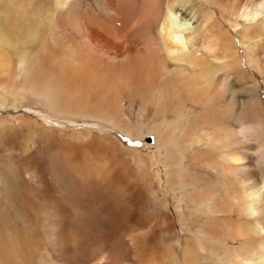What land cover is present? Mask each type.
<instances>
[{"label": "bare ground", "instance_id": "obj_1", "mask_svg": "<svg viewBox=\"0 0 264 264\" xmlns=\"http://www.w3.org/2000/svg\"><path fill=\"white\" fill-rule=\"evenodd\" d=\"M94 2L0 0V152L9 153L28 146L19 135L25 130L33 133L32 126L21 124L16 128L11 125L21 113L20 108L36 113L43 123L53 127L70 117L75 123H101L126 131L128 122L119 115L120 103H116L120 102L118 90L127 89L135 99L147 98L150 105L162 106L158 110L161 118L170 115L176 122L184 116L182 108L176 111L178 105L189 107L191 102L204 103L207 107L200 108L197 114L202 137L197 139V145L187 144L192 150L200 149V153L193 155L194 165L207 172L190 174L188 194L177 193L179 208L187 214L185 221L182 218L183 231L187 230L191 238L182 239L179 252L165 242L136 264H264V131L258 130L264 123L254 108L261 102L259 98L249 102L237 99L233 93L235 87L227 77H220L227 70L239 71L237 53L232 51L231 43H226L228 32L214 21L211 13L190 2L187 3L188 13L181 11L178 0H168L165 10L160 0L144 5H137L133 0ZM251 3V6L231 12L228 20L233 17L236 28L240 29L243 23H259L264 34V0H251ZM209 4L220 13L228 12L219 2L211 0ZM66 23L79 36V43L71 39H68L71 43H66ZM201 33L212 35L200 40ZM256 47V43L245 45L244 55L249 65L261 70L259 63L256 64ZM240 78L251 84L247 90L254 94L257 86L253 78L243 72L237 77ZM225 97L230 108L224 111L238 124L237 143L219 133V126L209 130L216 117L224 115L218 107ZM206 119L210 122L208 126H205ZM38 140L33 139V145H41V139ZM235 146L241 152H237ZM103 147L98 150L101 152ZM41 150L55 166L60 184L69 183L65 176L69 175L68 171L75 174L72 171L77 164L81 165H77L81 171L89 169L82 163V148L69 142L62 150L66 158L60 156L62 152L49 147ZM89 157L88 162L98 165L99 158ZM26 159L18 177L7 174L8 169H0V180L9 190L6 194L10 197H50L48 179L39 184L36 194L28 190L35 175L39 174L42 181L40 169L43 167L31 157ZM182 159L179 153L175 164L182 163ZM174 184L176 179L169 184L170 190ZM34 205L33 201L28 210ZM28 212L24 217L28 226L22 230L11 222L19 234L13 236L9 232V240L0 216V264H73L66 258V233L58 244L62 247L52 255L53 262L45 259L41 243L43 228H37L35 217ZM62 221L59 216L56 224L64 227ZM73 242L74 239L72 245ZM132 249L137 251L136 247L128 246V250Z\"/></svg>", "mask_w": 264, "mask_h": 264}, {"label": "rangeland", "instance_id": "obj_2", "mask_svg": "<svg viewBox=\"0 0 264 264\" xmlns=\"http://www.w3.org/2000/svg\"><path fill=\"white\" fill-rule=\"evenodd\" d=\"M88 1L95 3L94 0ZM133 1L137 5L154 2V0ZM160 1H163V9L165 10L168 0ZM178 1H180L178 2L179 8L184 13L189 12L188 2L194 3L195 6L200 5L203 11L211 13L214 21H218L223 30L228 32V37H225V39H228L226 43H231L232 51L237 53L236 59L239 62V71L237 69L227 70L221 73L220 77H227L228 82L235 87L233 93L237 99H245L249 102V100L253 101L254 98H259L260 106L256 104L253 107L258 111V116L264 123V43H262V40L264 42V34L259 29V23H243L242 29H240V27L236 28L233 17L228 20L231 12L241 10L245 5L251 6V0H214L216 3H221L228 10L224 14L209 4L211 0ZM195 24L197 25L199 22ZM232 24L233 26H231ZM65 27L67 28L64 34L67 38L66 43H71L68 39L74 41L75 44L79 43V36L71 25L66 23ZM211 35V33H207V35L201 33L198 38L202 40L203 37ZM253 43L257 44L254 53L256 64L259 63L261 70L249 65L244 55V46ZM241 72L248 74L256 82L257 89L254 94L253 92L249 93L247 90L251 85L250 83L242 81L241 78L237 79ZM18 90L20 91L19 88ZM123 91L118 90L117 98L120 102L117 101L116 103H120L119 115L123 117L126 123L128 122V127L130 126L127 127L126 131L98 122V124L87 125L75 123L70 117L63 118L60 125L53 127L43 123L36 113L29 111L27 108H20L21 110L18 111L21 113L15 116V124H11L16 128L21 124L32 126L33 133H27L25 130L23 133L21 132L22 135H19V138L25 140V144L28 145L26 149L24 146L22 149L10 150L9 153L3 154L0 152V169H8L6 170L7 174L10 173L13 174L12 176L18 177L22 173L21 168L25 164L26 158L31 157L35 163H40L39 165L43 167L40 169L43 176L41 181L40 175H35L28 184V190L31 194H36L40 188L39 184L44 179H48L47 188L50 191L48 193L50 197H10L9 194H6L9 190L5 188L2 180H0V216L3 221L2 224L4 227L6 226L7 232H10L13 236L19 234V232L14 231L11 222L18 224L22 230L24 226H28L25 218L26 211H29L28 214L35 217L37 228L39 230L41 226L43 228V241L41 243L44 247L42 252L46 260L52 261L54 251L58 247H62V244H58H60L61 236H65L64 233L67 234L66 238L68 239L66 241V258L74 262L73 264H136L143 259L144 255L146 257L151 250L159 249L166 243L168 246L171 245L176 250L178 249L177 252H179L182 247V239L191 238V234L186 232L187 230L183 231V222L186 220L187 214L179 208L180 202L178 203V201H180V198L177 193L183 196L188 194L186 192H189L192 180L190 174L196 171L207 172L204 168L198 167L199 165L197 167L194 165L193 157L196 153H200V149L192 150L190 144H187L192 142V144L197 145V139L202 137L199 123L201 121H199L197 114L200 108L204 109L207 106L204 103L195 102H191L189 107L178 105L175 108L176 111L182 108L180 111H183L184 116L176 122L170 115L167 118H161L158 110L163 108L162 106L157 108L155 105H150L147 98L135 99L127 89ZM17 93L20 94V92ZM222 100L221 107L219 106L218 109L222 108L224 115L221 113V118L216 117L209 130L219 126V133L227 136V138L234 139L237 143L239 141L237 135L238 124L226 115L225 111L230 108L228 99L226 100L225 97ZM238 106H236V109ZM47 115L57 119L55 115ZM0 116L2 115L0 114ZM197 121L198 123H196ZM205 121L207 123L205 126H208L210 122L208 123V119ZM262 127L258 129L261 133L264 131V126ZM149 137L153 138V142L146 140ZM33 139H41V145H33ZM68 142L82 148L84 154L81 153V160L89 169L81 171L78 168L81 165L77 164L79 166L76 165V168L72 171L75 174L72 175L68 171L69 175L65 176V180L69 183L63 185L62 182L60 184L56 176L55 166L52 162H48L44 156V151L41 149L49 147L53 151L62 152L60 156L66 158V154L62 150L66 148ZM211 144L214 145V142L211 141ZM101 147L103 149L100 152L98 149ZM235 148L237 152H241L239 147L235 146ZM175 149L177 150L175 151ZM232 150L235 149H230V151ZM179 153H181L183 159L182 163L176 165ZM89 155L99 158L97 161L95 160L98 165L93 164L91 161V163L88 162ZM194 167L197 169H194ZM169 177L173 179L171 180ZM28 179H30L29 175ZM175 179L176 184L172 185L171 189H173L170 190L169 184ZM182 184H185V187L182 188ZM49 185L52 187H49ZM5 194L8 197H5ZM164 194L167 199L164 198ZM33 201L35 205L28 210ZM59 216L61 220H64L62 221L64 227L56 224V219ZM181 223L183 224L181 225ZM10 233L7 235L8 240ZM167 236H170V240ZM69 237L75 240L73 245V239ZM7 245L10 244L7 243ZM45 246L48 248L47 250ZM128 246L136 247L137 251H134L135 249H132L133 251L128 250ZM50 251L51 255L49 256Z\"/></svg>", "mask_w": 264, "mask_h": 264}, {"label": "water", "instance_id": "obj_3", "mask_svg": "<svg viewBox=\"0 0 264 264\" xmlns=\"http://www.w3.org/2000/svg\"><path fill=\"white\" fill-rule=\"evenodd\" d=\"M148 142H153V138L152 137H149L146 139Z\"/></svg>", "mask_w": 264, "mask_h": 264}]
</instances>
